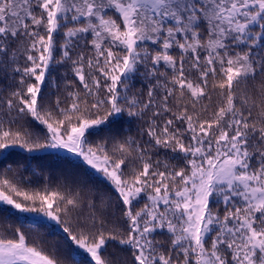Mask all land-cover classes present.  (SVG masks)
Wrapping results in <instances>:
<instances>
[{
  "label": "snow or ice",
  "instance_id": "snow-or-ice-1",
  "mask_svg": "<svg viewBox=\"0 0 264 264\" xmlns=\"http://www.w3.org/2000/svg\"><path fill=\"white\" fill-rule=\"evenodd\" d=\"M17 148L81 164L0 168V204L65 234L5 215L0 264H264V0H0Z\"/></svg>",
  "mask_w": 264,
  "mask_h": 264
},
{
  "label": "trees",
  "instance_id": "trees-1",
  "mask_svg": "<svg viewBox=\"0 0 264 264\" xmlns=\"http://www.w3.org/2000/svg\"><path fill=\"white\" fill-rule=\"evenodd\" d=\"M27 161V166L30 169H36L37 173H44L45 175L51 174L53 176L59 177L61 173L67 172L69 170H73L76 165H80L81 161L77 158L72 156L70 153H63L56 150H46L41 152H33V153H26L22 149H15L12 150L10 157L5 160L3 157H0V168L3 167L4 164H13L16 166V163L19 162L21 164ZM24 175H30V172H24ZM96 179H101V177L96 176ZM34 182L32 185H28L26 187H40L41 184L37 180L36 177L33 178ZM32 214V213H31ZM7 216L8 221L15 223L19 218V223L25 225H39L40 232L43 234L44 239L53 241V240H62L65 234L62 232L61 226H54V224L42 218L35 217V214L32 216L25 214H19L17 211L6 207L0 204V218Z\"/></svg>",
  "mask_w": 264,
  "mask_h": 264
},
{
  "label": "rangeland",
  "instance_id": "rangeland-1",
  "mask_svg": "<svg viewBox=\"0 0 264 264\" xmlns=\"http://www.w3.org/2000/svg\"><path fill=\"white\" fill-rule=\"evenodd\" d=\"M49 150H51V151H53V149H49ZM56 151H59V152H63V153H65V151H63V150H56ZM1 205H3V204H1ZM4 206H6V205H4ZM6 207H9V208H11V206H6ZM12 209V208H11ZM14 210V209H13ZM16 211V210H15ZM18 212V211H17ZM19 214H25V213H20V212H18ZM28 215H34V214H31V213H27ZM36 217V216H35ZM39 218H42V219H46V218H44L43 216H40ZM48 220V219H47ZM53 224H54V226L56 227L57 226V224L55 223V222H53V221H51Z\"/></svg>",
  "mask_w": 264,
  "mask_h": 264
}]
</instances>
